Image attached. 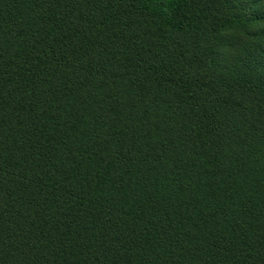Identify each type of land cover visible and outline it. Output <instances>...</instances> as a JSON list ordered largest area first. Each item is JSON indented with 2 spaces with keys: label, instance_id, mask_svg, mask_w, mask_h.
Here are the masks:
<instances>
[{
  "label": "trees",
  "instance_id": "1",
  "mask_svg": "<svg viewBox=\"0 0 264 264\" xmlns=\"http://www.w3.org/2000/svg\"><path fill=\"white\" fill-rule=\"evenodd\" d=\"M0 264H264V0H0Z\"/></svg>",
  "mask_w": 264,
  "mask_h": 264
}]
</instances>
